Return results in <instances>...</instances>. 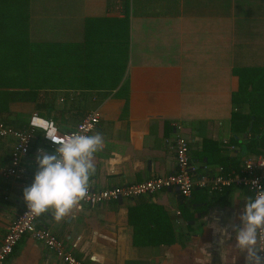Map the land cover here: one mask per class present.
Wrapping results in <instances>:
<instances>
[{"label": "crops", "instance_id": "1", "mask_svg": "<svg viewBox=\"0 0 264 264\" xmlns=\"http://www.w3.org/2000/svg\"><path fill=\"white\" fill-rule=\"evenodd\" d=\"M29 14L34 43H82L88 19H127V62L115 88L75 87L68 73L53 78L46 72L33 88L20 79L0 88V120L17 129L27 127L33 112L68 131L91 110L99 111L90 135L102 133L105 146L95 154L93 188L168 175L177 136L189 141L198 174L215 175L221 167L232 172L245 158L264 153V146L258 153L246 149L256 132L249 133L254 116L248 92L239 90L240 83L257 85L251 105L264 106V0H30ZM88 53L82 50L84 63ZM7 83L1 76L0 84ZM260 113L264 119V108ZM262 129L258 124L255 131ZM36 144L20 177H0V237L26 204L22 193L37 171ZM11 147L10 138L0 139L1 165L9 163ZM249 197L250 191L236 186L212 193L196 187L188 198L169 188L75 206L60 221L50 210L36 225L87 263L245 264L235 234L220 243L217 228L231 231L232 223L239 224ZM94 254L99 262L91 259ZM1 264L64 263L24 235Z\"/></svg>", "mask_w": 264, "mask_h": 264}, {"label": "built area", "instance_id": "2", "mask_svg": "<svg viewBox=\"0 0 264 264\" xmlns=\"http://www.w3.org/2000/svg\"><path fill=\"white\" fill-rule=\"evenodd\" d=\"M99 117V111L93 109L77 122L73 129L68 131H60L54 120L45 118L36 112L30 115L28 125L23 129L14 128L0 120V139L10 138L12 140L9 163L0 164V177L17 178L25 172L22 163L29 154L38 132H40L39 136L42 142L48 145L53 153L57 146L48 137H67L74 131L90 135L95 129ZM172 148L175 153V167L168 175L102 189L90 186L87 196L76 207L81 209L84 204L93 206L110 200L150 195L169 188H176L181 196L188 198L196 187L212 193L226 187L236 186L246 188L254 197L255 191L260 186H264V165H262L264 164V153L245 158L235 171L227 172L221 167L217 174L210 175L208 173L198 174V165L190 160L189 141L185 137L177 136L172 143ZM35 150L39 153L40 150H43V146L37 145ZM253 181H256V184H253ZM37 217L28 210L25 204L9 225L6 233L0 237V264L11 255L15 245L24 235L43 243L64 264H93L66 251L60 237L48 228L36 225ZM261 254L264 255V253Z\"/></svg>", "mask_w": 264, "mask_h": 264}, {"label": "trees", "instance_id": "3", "mask_svg": "<svg viewBox=\"0 0 264 264\" xmlns=\"http://www.w3.org/2000/svg\"><path fill=\"white\" fill-rule=\"evenodd\" d=\"M29 3L30 0H0V77L12 82L0 84V88L17 85L18 79L33 88L37 75L45 76V72L53 78L68 73V82L75 87L99 86L111 89L118 85L128 56L127 19H88L82 43H34L29 39ZM83 49L85 54L86 50L89 52V55H85V63ZM103 52L106 57L101 55ZM239 90L248 92L250 116H254L249 133L256 132L246 142V149L258 153V148L264 146V129L259 130V133L255 129L258 124L264 126V119L259 118L264 106L251 105L255 102L252 94L257 93V85L240 83ZM35 141L36 145L43 143L40 136ZM236 163L239 162L236 160Z\"/></svg>", "mask_w": 264, "mask_h": 264}, {"label": "clouds", "instance_id": "4", "mask_svg": "<svg viewBox=\"0 0 264 264\" xmlns=\"http://www.w3.org/2000/svg\"><path fill=\"white\" fill-rule=\"evenodd\" d=\"M57 147L53 153L40 150L36 156L37 171L34 181L23 189V200L28 210L40 216L52 211L57 221L67 216L84 200L89 192L90 178L95 174V154L102 151L105 141L102 133L85 135L74 131L67 137H48ZM264 165V164H262ZM256 184V181L252 182ZM237 217L239 224L217 228L221 235L233 239L245 264H264V186L246 200Z\"/></svg>", "mask_w": 264, "mask_h": 264}, {"label": "water", "instance_id": "5", "mask_svg": "<svg viewBox=\"0 0 264 264\" xmlns=\"http://www.w3.org/2000/svg\"><path fill=\"white\" fill-rule=\"evenodd\" d=\"M91 259L95 262H99L100 261V258L97 256V255H92Z\"/></svg>", "mask_w": 264, "mask_h": 264}, {"label": "rangeland", "instance_id": "6", "mask_svg": "<svg viewBox=\"0 0 264 264\" xmlns=\"http://www.w3.org/2000/svg\"><path fill=\"white\" fill-rule=\"evenodd\" d=\"M53 42H59V43H70V41L68 42L67 40H55Z\"/></svg>", "mask_w": 264, "mask_h": 264}]
</instances>
